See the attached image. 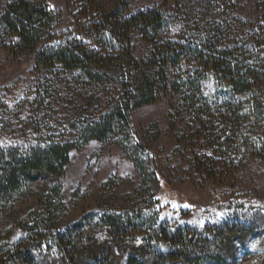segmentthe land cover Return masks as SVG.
I'll return each mask as SVG.
<instances>
[{"label": "rangeland", "instance_id": "1", "mask_svg": "<svg viewBox=\"0 0 264 264\" xmlns=\"http://www.w3.org/2000/svg\"><path fill=\"white\" fill-rule=\"evenodd\" d=\"M9 1L0 0V10ZM42 1L53 12L68 10L67 0ZM152 8L166 16L163 40L192 47L209 40L211 48L203 47L216 55L245 49L264 57V0H130L127 14ZM57 29L90 41L68 14ZM137 36V58L150 57ZM35 59L0 42V151L25 156L51 141L74 146L58 179L22 184L0 200V264L17 251L28 252L31 264H64L57 233L78 226L100 243L105 217L125 214L143 229L155 221L154 228L228 230L233 242L221 245L228 264H264V118L244 120L229 139L208 140L181 107L180 92L158 82L156 100L134 108L128 124L114 121L105 140L86 141L84 128L110 112L126 81L110 69L95 80L38 67ZM178 66L169 81L193 73L204 93L221 89L216 75L196 72V64Z\"/></svg>", "mask_w": 264, "mask_h": 264}, {"label": "trees", "instance_id": "2", "mask_svg": "<svg viewBox=\"0 0 264 264\" xmlns=\"http://www.w3.org/2000/svg\"><path fill=\"white\" fill-rule=\"evenodd\" d=\"M129 1L67 0L68 10L63 13L49 10L42 0H11L0 10V42L18 53H36L35 63L41 68L80 71L95 80H101L110 69L123 77L126 86L114 107L84 128L86 141L105 140L114 121L128 124L134 108L156 100L158 82L163 87L171 83L180 92L181 107L197 124V132H203L208 140L235 136L244 120H263L264 57L253 56L245 49L216 55L208 49L209 40L199 41L201 47L163 40L160 31L167 21L162 10L152 8L127 14ZM66 14L81 34L89 35V42L57 29ZM137 35L150 57L137 58ZM183 62L196 64V72L200 69L216 75L221 89L204 93L199 76L194 77L193 73L186 80L169 81L170 69ZM156 64L160 69H155ZM73 146V142L51 141L25 156L0 151V200L22 184L58 179ZM105 218L108 234L100 243L86 239L78 226L56 234L64 264H77L80 260L87 264H120L119 254L124 251L123 264H228L221 250L223 243L233 242L228 230L219 228L210 233L208 228L198 231L168 223L154 228L155 221L143 229L139 223L131 226L127 214ZM137 233L144 234L139 243L134 241ZM30 259L28 252L17 251L10 263L4 264H31Z\"/></svg>", "mask_w": 264, "mask_h": 264}, {"label": "snow or ice", "instance_id": "3", "mask_svg": "<svg viewBox=\"0 0 264 264\" xmlns=\"http://www.w3.org/2000/svg\"><path fill=\"white\" fill-rule=\"evenodd\" d=\"M185 207H188V205H185Z\"/></svg>", "mask_w": 264, "mask_h": 264}]
</instances>
